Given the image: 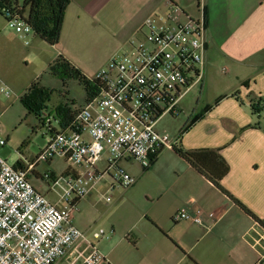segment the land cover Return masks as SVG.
I'll use <instances>...</instances> for the list:
<instances>
[{
	"label": "crops",
	"instance_id": "1",
	"mask_svg": "<svg viewBox=\"0 0 264 264\" xmlns=\"http://www.w3.org/2000/svg\"><path fill=\"white\" fill-rule=\"evenodd\" d=\"M171 4L180 8L181 20L185 14L198 17L203 4L207 25L202 81L191 88L199 91L198 104L187 113L180 99L178 113L171 115L184 113L186 119L172 135L186 149L221 148L230 165L222 186L264 219V115L260 118L251 109L264 97V0H71L60 41L51 46L81 68L79 63L101 58L106 50L113 54L120 45L143 39L145 19L166 14ZM31 36L45 42L34 31L26 38L19 35L26 45ZM7 41L4 28L0 43ZM95 69L100 70V65ZM0 82V90L7 88L11 93L9 85ZM205 94L206 101L199 105ZM46 112L55 115L50 106ZM258 121L261 127L244 130ZM58 122L53 126L59 127ZM156 129L164 132L158 125ZM107 158L108 153H103L98 164L101 171L107 170ZM52 161L46 164L50 167ZM65 161L67 167L61 173L70 169ZM16 162L23 166L18 153ZM120 166L136 179L134 184H115L109 174L112 178L104 177L79 200L73 214L75 224L90 236L99 229L107 231L109 237L96 240L107 264H264V227L173 147L162 148L146 162L128 155ZM36 168L30 179L44 191L43 171ZM113 186L112 201L102 200ZM84 206L89 208L88 217ZM91 207L97 211L95 216ZM182 208L202 209V223L176 220ZM103 242L104 246L99 245Z\"/></svg>",
	"mask_w": 264,
	"mask_h": 264
},
{
	"label": "built area",
	"instance_id": "2",
	"mask_svg": "<svg viewBox=\"0 0 264 264\" xmlns=\"http://www.w3.org/2000/svg\"><path fill=\"white\" fill-rule=\"evenodd\" d=\"M1 9L22 38L33 32L18 13ZM179 13L171 4L166 14L147 17L144 38L122 48L108 68L96 72L93 79L104 89L80 107L78 131L49 130L46 145L34 159L18 153L23 166L0 155V264H107L96 242L109 237L107 231L90 236L75 224L73 214L105 173L113 175L115 184H134L136 179L120 166L123 158L146 162L178 143V137L158 131L156 125L164 115L178 113L180 99L202 81L207 50L205 6L200 5L198 17L185 14L181 20ZM1 92L10 94L7 88ZM43 117L48 124L56 120L47 112ZM105 152L107 170L101 171L98 164ZM56 156L66 159L70 169L42 173V191L29 174ZM113 190L102 200L112 201ZM203 213L182 208L174 218L202 223Z\"/></svg>",
	"mask_w": 264,
	"mask_h": 264
},
{
	"label": "rangeland",
	"instance_id": "3",
	"mask_svg": "<svg viewBox=\"0 0 264 264\" xmlns=\"http://www.w3.org/2000/svg\"><path fill=\"white\" fill-rule=\"evenodd\" d=\"M4 28L8 41L0 43V80L9 85L11 93L9 98L0 90V141H4V144H0V155L10 163H14L17 153L28 158H35L46 145L49 136L47 127L42 126L35 115L29 114L18 98L35 79L39 78L41 86L53 89L48 102L51 110H54V106L66 103H74L75 109H79L87 103V95L83 85L77 79L67 78L64 82L50 71L49 64L59 57L56 46L39 42L32 36L29 39L30 44L26 45L20 39L16 29L0 14V30ZM137 41L139 39L120 45V48L113 54L106 50L101 58L86 60L83 64L79 63L81 68L75 63L73 64L86 73L87 77L93 79L97 65H100V68H108L111 57L115 53ZM199 95L197 88H194L183 96L182 103L185 106L183 108L185 112H192L197 107ZM206 99L207 94L204 98L201 97L199 105L203 104ZM185 119L186 114L184 113L176 117L166 114L157 125L161 131H168L172 134L173 130L183 124ZM50 161L42 162L44 164L38 165L36 171H43L42 173L51 171L60 174L67 167L65 159L59 156H56L51 162L52 167L46 164ZM105 177L112 178L108 173H105ZM88 210L89 208L83 207L87 217L89 216ZM96 212L95 208L91 207V215L95 216ZM105 243L99 245L104 246Z\"/></svg>",
	"mask_w": 264,
	"mask_h": 264
},
{
	"label": "trees",
	"instance_id": "4",
	"mask_svg": "<svg viewBox=\"0 0 264 264\" xmlns=\"http://www.w3.org/2000/svg\"><path fill=\"white\" fill-rule=\"evenodd\" d=\"M71 0H23L20 4L18 0H0V14L6 20L9 18L4 14L1 7L6 6L13 12L18 13L32 28L36 35L40 36L50 45H56L60 41L63 28L65 10ZM50 71L61 78L64 82L67 78L77 79L84 87L87 101L93 100L100 96L103 92L104 85L100 80L90 79L83 72L66 59L63 55L50 64ZM53 89L41 86L39 81H34L20 98L22 105L29 114H33L38 122L47 127L52 132L58 130L64 132H74L80 129L77 119L80 108L75 109L73 104H59L54 109V118L57 119L59 127L53 126V122L47 123L43 117L44 112L49 108L48 102L51 98ZM261 97L257 102L251 104L252 112L260 118L264 115V105ZM191 126L187 125L185 130ZM261 127L260 121L247 125V128ZM59 128V129H58ZM178 154L188 161L196 170L208 178L223 193L227 194L239 206H241L248 214L264 227V219L256 216L241 201L234 198L221 184L222 179L229 173L230 165L221 154V148H197L186 149L180 145V140L173 147ZM19 162H18V164ZM68 171V170H67Z\"/></svg>",
	"mask_w": 264,
	"mask_h": 264
}]
</instances>
